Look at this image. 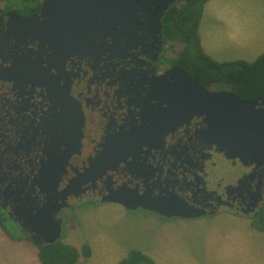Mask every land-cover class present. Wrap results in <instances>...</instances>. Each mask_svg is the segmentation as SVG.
Returning a JSON list of instances; mask_svg holds the SVG:
<instances>
[{
    "label": "flooded vegetation",
    "instance_id": "obj_1",
    "mask_svg": "<svg viewBox=\"0 0 264 264\" xmlns=\"http://www.w3.org/2000/svg\"><path fill=\"white\" fill-rule=\"evenodd\" d=\"M178 1L82 43L74 31L58 44L44 34L37 40V26L20 17H41L48 33L44 0L25 14L0 9V79L10 81H0V218L37 246L62 227L64 211L72 218L84 203L163 198L202 217L264 212V163L228 158L203 117L176 127L165 117L161 90L181 67L167 57L174 40L165 17ZM263 94L239 97L264 101ZM137 210L144 209L129 211Z\"/></svg>",
    "mask_w": 264,
    "mask_h": 264
},
{
    "label": "rangeland",
    "instance_id": "obj_2",
    "mask_svg": "<svg viewBox=\"0 0 264 264\" xmlns=\"http://www.w3.org/2000/svg\"><path fill=\"white\" fill-rule=\"evenodd\" d=\"M41 1L0 0V9L16 8L25 14ZM201 18L209 53L233 58L229 56L240 49L245 54L241 58L249 63L264 53V0H210ZM185 48V43L173 41L167 57L201 81V62L195 55L184 60ZM207 88L215 92L234 90L224 81H213ZM70 215L65 211L61 214L60 241L76 248L88 247L93 254L91 260L77 264H119L133 251L148 256L154 264H248L251 259L253 264H261L264 259V212L255 217L224 212L197 220L168 219L144 210L129 211L118 204L84 203L72 218ZM1 220L0 226L10 237L24 235L10 221Z\"/></svg>",
    "mask_w": 264,
    "mask_h": 264
},
{
    "label": "water",
    "instance_id": "obj_3",
    "mask_svg": "<svg viewBox=\"0 0 264 264\" xmlns=\"http://www.w3.org/2000/svg\"><path fill=\"white\" fill-rule=\"evenodd\" d=\"M176 1L178 0H44L41 14L43 17L48 14L49 19L45 23L48 33L43 31L41 17L20 19L25 25L37 26L39 42L44 34L48 35L50 43L58 44L67 33L74 31L77 42L82 43L99 37L101 32L115 36L118 33L116 27L128 25L138 18L141 10L159 7L165 12ZM167 74L171 75L173 82L166 83L161 90V97L169 105L164 112L165 117L173 118L175 127L189 122L195 116L203 117L208 126V138L228 158H238L252 164L264 163V109L257 108L264 105V101H245L231 91H211L180 66L174 67ZM0 81L10 82L5 78ZM263 97L264 94L259 99ZM82 136L81 128L75 151L81 147ZM112 201L129 210L140 207L168 219H196L205 215L183 202L163 198L151 202L140 201L134 205L121 199ZM44 236L45 245L60 241L61 225ZM41 244L43 243H38Z\"/></svg>",
    "mask_w": 264,
    "mask_h": 264
},
{
    "label": "trees",
    "instance_id": "obj_4",
    "mask_svg": "<svg viewBox=\"0 0 264 264\" xmlns=\"http://www.w3.org/2000/svg\"><path fill=\"white\" fill-rule=\"evenodd\" d=\"M210 0H179L166 14L165 24L169 36L174 41L186 44L184 60H191L195 55L200 60V74L205 84L228 82L234 87L233 92L242 98L257 96L264 89V53L252 63H219L207 56L201 46L199 25L204 5ZM181 2V6L179 3ZM238 92V93H237ZM240 93V94H239ZM0 225H3L0 218ZM3 227V226H1ZM22 237L27 238L25 235ZM42 264H77L82 255L89 256V248H78L62 243L38 246ZM119 264H154L139 251H133Z\"/></svg>",
    "mask_w": 264,
    "mask_h": 264
},
{
    "label": "crops",
    "instance_id": "obj_5",
    "mask_svg": "<svg viewBox=\"0 0 264 264\" xmlns=\"http://www.w3.org/2000/svg\"><path fill=\"white\" fill-rule=\"evenodd\" d=\"M202 29H203V19L201 18L199 25V35L201 40V46L203 50L206 52L207 56H209L211 59L219 63H231L238 61L246 62L245 58H241V56L243 57V55L245 54L240 49L238 53L235 52L234 55L229 56L233 58H226L223 57L222 55H220L222 57H219L217 53H209L206 48L208 42L206 41V37L204 36ZM207 40L208 41L210 40L209 36H207ZM233 216L235 217L236 215ZM77 248L79 250L82 249L78 246ZM92 258H93V254L92 255L90 254V256L87 257L82 255L78 260V262H82L85 259L91 260ZM0 264H42L39 258V248L36 244H34L32 241H30L27 238L20 237L19 239H14L10 237L4 232V230L0 226ZM248 264H253L252 259L248 261ZM261 264H264V259L261 261Z\"/></svg>",
    "mask_w": 264,
    "mask_h": 264
}]
</instances>
